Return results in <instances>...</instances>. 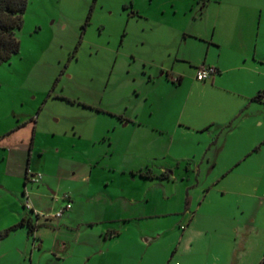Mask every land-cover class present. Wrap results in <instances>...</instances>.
Instances as JSON below:
<instances>
[{
	"label": "rangeland",
	"instance_id": "374dc122",
	"mask_svg": "<svg viewBox=\"0 0 264 264\" xmlns=\"http://www.w3.org/2000/svg\"><path fill=\"white\" fill-rule=\"evenodd\" d=\"M260 4L264 7V0H225L222 3L208 0H27L22 24L15 30L19 50L0 64V232L16 223L22 213L33 215L30 209L24 208L25 196L21 192L26 180L28 153L19 149L8 153L6 148L9 145L1 134L25 120L32 121L37 131L35 147L50 157V188L55 190L54 195L59 199L63 192H71L80 182L69 176L70 162L63 157H51L53 153L50 151L68 147L65 136H75V131L100 118H108L102 115L96 120V115L84 107L85 101L104 106H133L145 119L150 108L156 109L160 105L170 123L167 160L176 161L175 156L198 150L201 144L197 141L205 132L183 126L174 128L172 122L175 112L185 101L183 119H201L208 107L203 101L198 108L197 101L207 97L209 89L201 84L203 80L195 77L196 67L191 68L190 76L177 88L166 85L159 75L169 73L171 80L172 69L188 65L177 59L182 54L191 56L197 65L205 56L209 60L215 59L216 48L207 44L213 33L215 39L232 41L233 51H240L241 43L235 29L246 21L253 31L252 42L262 47L264 9ZM236 137L228 143L230 151L232 147L247 144L242 136ZM228 154L227 150L220 153V165L227 161ZM184 165L182 162L181 166ZM253 167L254 170L255 167L264 170V144L240 165L220 176L209 196L214 194L217 198L223 189L245 178L250 184L260 180L264 186V175L259 176L251 170ZM214 173L216 175L219 171L215 169L208 179L202 176L206 185ZM38 186L47 188L43 178L27 182L33 201L32 190ZM233 196L227 192L224 199L232 202ZM245 199L246 210L239 218L252 227L251 234L246 235L247 264H255L256 259L260 260L259 264H264V205L259 208L255 196ZM55 202L50 199V211L63 206L65 201ZM207 203L208 199L193 220L192 226L196 229H211L215 222ZM169 208L178 210V202L173 201ZM178 216H182L181 212ZM87 217L91 216L86 214L85 219ZM252 217H255L254 221H250ZM108 219L97 220L93 225L80 220L81 223L74 222L72 227L61 223L40 224L35 232H30L27 225L15 227L0 240V264H75L83 253L85 264L116 263V256L112 253L117 246L114 240H102L94 245L84 243L89 234H105L121 224ZM186 219L180 223L188 228ZM148 229L153 230V227ZM124 232L129 234V231ZM180 232L179 226L166 230V235L146 251L145 262L147 259L167 262ZM33 234L43 238L39 248L35 246L38 240L33 243ZM218 236L207 232L194 234L192 245L185 246L182 255L172 261L206 264L207 259L211 260L206 252L207 246ZM57 237L68 239L65 246L61 241L55 244ZM171 241L173 246L170 248Z\"/></svg>",
	"mask_w": 264,
	"mask_h": 264
},
{
	"label": "crops",
	"instance_id": "0c3cea01",
	"mask_svg": "<svg viewBox=\"0 0 264 264\" xmlns=\"http://www.w3.org/2000/svg\"><path fill=\"white\" fill-rule=\"evenodd\" d=\"M208 1L222 3L225 0ZM259 6L264 9L262 4ZM249 7L247 4L246 9L249 10ZM236 30L241 43L240 51H233L232 41L215 39L214 33L208 37L207 44L214 45L217 57L209 60L205 56L202 63L214 66L215 72L201 83L209 89L208 96L197 101L198 108L205 101L208 109L199 120H184L187 105L185 101L175 112L176 117L172 122L174 128L183 126L206 134L197 141L201 144L198 150L175 156L176 161L172 158L167 160V132L170 131V123L160 105L156 106V109L150 108L149 116L145 119L139 109L133 106L129 108L104 106L87 101L83 103L89 113L96 115V120L102 115L108 118H100L95 123L75 131V136H65L69 146H62L61 151H50L53 155L48 154L51 157H63L70 162L69 176L73 181L80 182L71 192L67 191L71 196V207L57 218L48 220L41 216V212H52L60 207H54L50 211V199L55 202L61 198L56 197L55 190L50 188V157L35 147V125L32 126L31 120H25L1 134V138L7 140L9 145L6 143L8 153L19 149L28 153L29 157L25 170L26 180L21 192L28 197L31 206L24 208L30 209L33 215L22 213L21 216L30 217L33 222L40 224L61 223L67 227H72L74 222L78 221L93 225L103 218L120 222L116 229L107 230L105 234H89L84 241L94 245L98 241L114 240L117 246L112 249V253L117 261L113 264H181L173 262V258L181 256L185 246L188 248L192 245L194 234L204 232L219 235L207 246L206 252L211 260L207 259L206 264H247L246 235L251 234L252 227L239 217L246 210V197L255 196L259 201V208L264 205V186L260 180L250 184L245 178L238 184L223 189L217 198L214 194L209 196L211 188L220 176L240 165L243 159L256 152L259 145L264 144V97L253 98L264 88V45L258 47L252 42L253 31L247 21ZM191 33L198 35L195 31ZM206 49L208 52L209 47ZM177 59L188 65L183 64L172 69L171 80L168 78L169 73L159 75V79H163L166 85L173 88L180 86L185 78L190 76L188 73L192 71L191 68L198 66L187 54H182ZM173 77L177 79L174 80ZM236 136L245 138L247 144L232 147L230 151L229 144L237 138ZM225 150L229 152L228 159L221 166L219 157ZM182 162L185 163L184 166H181ZM215 169L219 173H214L215 176L206 185L207 182L202 176L207 178ZM251 170H254V167ZM254 171L259 176L264 175L262 169L255 167ZM36 172H40L38 179L43 178L47 188H33V201L27 190V182L32 181L30 177ZM103 184L109 188H104ZM50 192L53 193L52 196ZM227 192L234 194L232 202L224 199ZM206 199L215 222L211 229H196L192 226L193 220ZM173 201L179 204L176 211L168 209ZM65 212L67 213L64 215ZM180 212L181 217L178 216ZM190 212L191 215L186 219ZM86 214L91 217L85 219ZM185 219L188 228L180 223ZM251 219L250 221H254L255 217ZM177 226L181 228L177 236L179 240L169 256L167 255V262L163 259H147L145 262V253L150 246L165 236L166 230L175 229ZM150 227H153L154 231L148 229ZM124 231H129V234H124ZM32 238L33 243L38 240L35 245L37 248L42 246L43 238H40L39 234H33ZM59 241L65 246L68 239L57 237L55 244ZM172 243L171 241L170 248ZM84 260L85 253L80 254L75 264H85ZM259 262L260 260L256 259L255 264Z\"/></svg>",
	"mask_w": 264,
	"mask_h": 264
},
{
	"label": "trees",
	"instance_id": "16d2710c",
	"mask_svg": "<svg viewBox=\"0 0 264 264\" xmlns=\"http://www.w3.org/2000/svg\"><path fill=\"white\" fill-rule=\"evenodd\" d=\"M26 4L27 0H0V64L8 61L19 50V38L15 30L22 24V13ZM262 97H264V88L253 96L254 99ZM30 147L31 142L29 149ZM20 225H27L29 231L34 232L40 223L33 222L30 217L23 215L16 223L0 232V239L5 237L11 229Z\"/></svg>",
	"mask_w": 264,
	"mask_h": 264
},
{
	"label": "built area",
	"instance_id": "2783aa9c",
	"mask_svg": "<svg viewBox=\"0 0 264 264\" xmlns=\"http://www.w3.org/2000/svg\"><path fill=\"white\" fill-rule=\"evenodd\" d=\"M214 72H215L214 66L202 63V64L196 66L195 77L197 79H200V80H207L212 76V74ZM173 79L176 80L177 78L173 77ZM40 175H41L40 172H36L35 174H32L30 178L32 180H37L40 177ZM25 197L26 198H25L24 206L26 208H30L31 206H30V202L28 200V197L26 195H25ZM61 199L65 201L63 206H60L59 208H57L56 210H54L52 212H44V213L41 212V216L44 219H48V220L50 218H57V217L61 216L65 210H67L71 207V196L68 192H63L61 194Z\"/></svg>",
	"mask_w": 264,
	"mask_h": 264
}]
</instances>
